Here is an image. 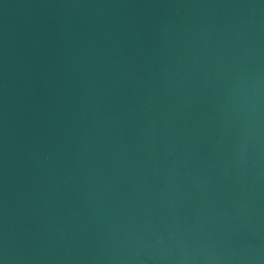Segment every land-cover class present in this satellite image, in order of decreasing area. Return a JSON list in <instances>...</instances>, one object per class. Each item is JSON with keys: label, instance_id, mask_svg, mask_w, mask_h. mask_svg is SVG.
I'll list each match as a JSON object with an SVG mask.
<instances>
[{"label": "water", "instance_id": "obj_1", "mask_svg": "<svg viewBox=\"0 0 264 264\" xmlns=\"http://www.w3.org/2000/svg\"><path fill=\"white\" fill-rule=\"evenodd\" d=\"M0 264H264V0H0Z\"/></svg>", "mask_w": 264, "mask_h": 264}]
</instances>
